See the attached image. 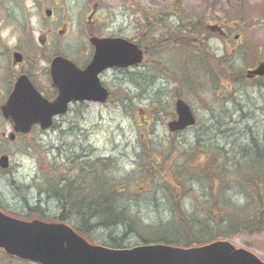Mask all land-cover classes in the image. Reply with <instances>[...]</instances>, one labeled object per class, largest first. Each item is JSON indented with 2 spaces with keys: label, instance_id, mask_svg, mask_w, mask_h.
<instances>
[{
  "label": "rangeland",
  "instance_id": "rangeland-1",
  "mask_svg": "<svg viewBox=\"0 0 264 264\" xmlns=\"http://www.w3.org/2000/svg\"><path fill=\"white\" fill-rule=\"evenodd\" d=\"M95 3L99 7L97 33L101 36L128 40L142 35L148 38V31L140 29L141 22L137 19L139 16L146 19L150 13L156 18L159 15V20H165L169 14L171 21L177 19L174 14L183 19L203 17L213 26L210 45L215 53L233 58L238 51L243 52L241 57H235V65L245 77L248 70L264 62V0H17L12 7L20 30L11 21L0 26L2 78L24 69L12 63L13 51L17 48L28 59L23 66L28 69L32 66L34 72L42 73L41 76L55 55L63 54L85 65L93 53L89 41L93 35L90 32L92 27L87 21ZM48 9L55 11L53 21L46 19ZM240 17L246 18L247 23L241 22L240 27H234L233 20L238 21ZM27 28L31 37L26 35ZM152 31L158 36L160 28L155 25ZM29 38L33 39L30 40L32 45L27 43ZM153 42L152 39L150 44ZM178 59L173 52L168 53V61ZM147 70L143 66L108 70L101 76L104 86L112 93L108 103L73 104L52 129L45 132L34 130L25 137H18L14 143L8 138L13 132L11 123L0 115V156H10L9 169H0V209L26 217L28 207H34L41 200L37 189L29 187L37 186L55 173L78 179V165L83 161L101 159L105 162L110 159L115 175L121 178L135 174L141 164V149L146 150L149 137L154 144L166 143L167 140L177 142L180 152L189 151L198 142L218 144L229 148V152L244 148L264 151V78H245L244 83L238 84L225 83L228 94L221 95L220 99L207 87L202 88L203 94L199 95L188 94L185 89L188 100L187 97L184 99L193 108L198 124L184 132L170 133L167 124L175 119V101L179 98L175 97L176 85H170L164 78ZM37 79L43 85L45 79ZM8 87V81L0 80V96L5 99ZM158 116L160 120H155ZM161 158L170 164L175 157L170 154ZM73 162H77V167H72ZM13 182L24 186L26 196L19 186L12 185ZM140 188L147 189L148 185ZM232 198L236 202L243 201L236 191ZM41 202L46 217L53 218L58 214L59 204L46 197H42ZM169 207L166 199L153 200L148 195L138 198L133 204V210L147 222L166 217ZM108 233L96 232L95 239L106 243L110 239ZM224 240L253 252L264 261V230ZM135 241L134 236L128 237V243ZM0 264L37 263L12 260L0 251Z\"/></svg>",
  "mask_w": 264,
  "mask_h": 264
},
{
  "label": "trees",
  "instance_id": "trees-1",
  "mask_svg": "<svg viewBox=\"0 0 264 264\" xmlns=\"http://www.w3.org/2000/svg\"><path fill=\"white\" fill-rule=\"evenodd\" d=\"M158 17L151 13L146 19L139 16V28L148 31L149 36L135 37L134 41L144 50L145 61H150L141 66L176 85V98L188 100L185 89L188 94L199 95L207 87L220 99L228 94L225 83L245 82V75L235 65V57H241L243 52L238 51L233 58L215 53L210 45L211 24L203 17L183 19L174 14L177 18L174 21L169 14L165 20ZM241 22L247 23L246 18L233 20V26L240 27ZM155 25L160 28L158 36L152 33ZM152 39L154 42L150 44ZM30 40L33 39L29 38L28 45H32ZM170 52L178 56V61H168ZM149 139L146 150L150 151L141 149L137 173L120 178L114 174L110 159L83 161L78 165V179L55 173L29 187L37 189L41 200L28 207L26 217L7 214L24 220L71 223L91 244L112 250L139 245L191 249L264 230V151L244 148L229 152V148L218 144L198 142L189 151L180 152L177 142L154 144ZM145 153L147 156L143 157ZM170 154L174 160L170 164L163 162L161 157ZM72 167H77V162ZM12 185L19 186L15 182ZM147 185V189L140 188ZM19 187L24 193V186ZM235 191L243 198L242 202L232 198ZM146 195L153 200L166 199L170 206L166 217L147 222L133 210L135 200ZM42 197L59 204L58 214L53 218L46 217L42 210ZM99 231L109 232L106 243L95 239ZM129 236L136 238L135 243L127 242Z\"/></svg>",
  "mask_w": 264,
  "mask_h": 264
},
{
  "label": "water",
  "instance_id": "water-1",
  "mask_svg": "<svg viewBox=\"0 0 264 264\" xmlns=\"http://www.w3.org/2000/svg\"><path fill=\"white\" fill-rule=\"evenodd\" d=\"M50 15V13H49ZM95 55L85 70L64 57L52 62L54 87L60 95L53 103L43 99L27 76L18 79L7 103L2 106L6 120L15 133L27 135L34 125L43 130L52 127L53 118L68 113L72 103L105 104L109 91L99 76L108 69L130 68L143 62V51L122 38H92ZM22 55L15 54L16 63ZM264 77V63L248 72V78ZM177 119L169 122L170 132L185 131L197 124L192 108L182 99L175 103ZM15 133L11 140H15ZM0 167L8 169L10 158H0ZM0 249L7 255L37 264H264L253 252L236 248L229 241H218L201 248L178 249L169 246H140L116 251L90 244L64 223L30 222L0 211Z\"/></svg>",
  "mask_w": 264,
  "mask_h": 264
},
{
  "label": "flooded vegetation",
  "instance_id": "flooded-vegetation-1",
  "mask_svg": "<svg viewBox=\"0 0 264 264\" xmlns=\"http://www.w3.org/2000/svg\"><path fill=\"white\" fill-rule=\"evenodd\" d=\"M15 1H17V0H0V26H4V24L6 25V24L10 23L9 21H11V22H13L14 24L17 25V21L14 19V15H13L15 10L12 7V5H13V3ZM50 1H53V0H50ZM98 9L99 8H97L95 11H93L92 16H91V18H89L87 23H88L89 27H92L90 29V31L93 32L94 34H97L95 36L103 38V37H106V36H101V35H99L97 33V27H96V22H97L96 19H97V17L96 16H97V13H98ZM54 12L55 11L52 9L51 12H50L52 14L51 18H46V19L53 21L54 18H55ZM12 16H13V19H12ZM17 27H18V25H17ZM18 29H19V27H18ZM21 34L23 35V31H21ZM26 34L27 35L29 34L28 30L26 31ZM91 50L94 53V48H91ZM15 52H20V51L17 48V50L13 51V54ZM20 53H22V52H20ZM22 55H23V59H24L22 64L17 65V64L14 63V61H12V63H13V65H15L17 67L24 68L23 70H21L19 72H16V73H13V74H10L9 77L6 75V77H3V78H2V72L3 71H0V80L3 79L6 83L8 81V85H9V87L6 89V91L4 93V95L7 94L6 99L3 98V96H0V115H1V106L6 103L8 96L11 94V92L14 89L16 81L18 80L19 77H21L23 75L28 77L29 81L32 83V85L35 87V89L40 93L42 98H44L48 102L53 103L58 98L59 93H58L57 89L53 87V83H52V75H51V71H50V64L47 65V69L45 70V74H43V76H41L42 73L34 72V69H33L32 66H30L29 69L27 67L25 68V66H23V65L26 64L28 59L24 56L23 53H22ZM37 78L45 79V81H42L43 85L46 86L45 89L43 88L44 87L43 85L38 83L39 81H38ZM58 119L59 118L54 119L53 127L55 126L56 121ZM33 130H36V131H39V132L40 131L44 132L41 129L40 126H35L33 128ZM3 136L5 137L6 134H3Z\"/></svg>",
  "mask_w": 264,
  "mask_h": 264
}]
</instances>
